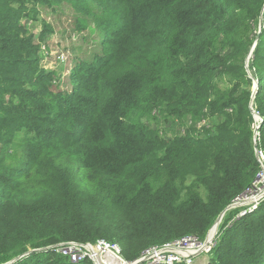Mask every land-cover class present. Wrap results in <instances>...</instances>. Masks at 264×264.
I'll list each match as a JSON object with an SVG mask.
<instances>
[{
  "label": "trees",
  "instance_id": "16d2710c",
  "mask_svg": "<svg viewBox=\"0 0 264 264\" xmlns=\"http://www.w3.org/2000/svg\"><path fill=\"white\" fill-rule=\"evenodd\" d=\"M104 1L115 11L95 0L106 10L103 55L57 96L54 72L39 67V46L20 24L27 2L0 0V155L30 134L20 166L0 158V264L31 251L14 264H70L49 252L67 242L117 240L133 260L150 246L204 238L256 179L264 46L248 63L259 80L252 104L246 35L264 0ZM224 75L234 80L222 89ZM155 113L193 126L162 136L143 123ZM250 216L236 224L246 222L234 259L264 264V218ZM224 241L213 251L220 258Z\"/></svg>",
  "mask_w": 264,
  "mask_h": 264
},
{
  "label": "rangeland",
  "instance_id": "374dc122",
  "mask_svg": "<svg viewBox=\"0 0 264 264\" xmlns=\"http://www.w3.org/2000/svg\"><path fill=\"white\" fill-rule=\"evenodd\" d=\"M25 1L27 2L28 11L30 12L28 13V16L20 21V24L25 28L29 35L34 36V41L39 46V67L45 72H54L55 74L51 81V90L54 94L62 92L60 95L58 93L57 96H66V93L72 88L71 83H73L74 79L77 80L78 78L76 77L80 74L81 77L86 75L88 70H90L91 65L94 66L96 57L103 55L101 38H103L104 32L98 28V22L106 18V10L100 8L95 0ZM101 2L105 4V7H109V13L115 11V8L112 5L105 3L104 0H101ZM263 31L264 9L261 13L260 19L250 24L248 35H246L249 38L252 35L254 36L252 49L247 57L246 71L255 85L259 80L255 77L253 78L248 63L251 60L256 66V57L263 55L262 51L258 48L261 41L263 43L262 46H264V37H262ZM82 64H86L87 66H81ZM233 80V75H224V78L219 80V88L225 89V84ZM137 116L138 115H136V119L138 118ZM188 122V120L182 121L177 118L167 117L160 113H155V116L152 114L143 119V123L147 127H150L153 131L166 137H172L174 134H179L182 128L191 127V125L193 126L192 121H190L191 124ZM259 122H261V120ZM198 123L196 125L198 130L204 128L203 122L199 125ZM208 123L209 122L207 121L206 127H208ZM190 132L191 134L195 133L193 129L190 130ZM256 133H259L257 129L255 130V134ZM28 135L30 134L27 132L19 133L15 136V141H13L12 144L4 147L5 153H2L0 158L7 154L6 163L8 166H20L23 163L24 158L28 153L27 148L24 146L25 139ZM196 136H198V133H196ZM198 139L199 141H202L204 140V137H198ZM263 204L254 213L250 214L252 216H248H257V218L263 219ZM230 207L231 209L228 211L225 209L224 211L226 212L220 214L217 221L210 229L212 231L217 223L218 226L216 229L219 233L217 237V246L220 245L218 244V241L221 242L222 238L223 240L226 239V241H224L225 249L221 251V258L215 254L210 256L203 255L200 257V259H203L202 263L210 264L211 261L220 259V262L216 260L217 264H243L241 262H236L234 258L238 256L239 250L236 246L238 242L236 235L237 233H245L244 225H246V222L236 225L242 218V215H240L241 208ZM229 229L231 231L233 229V231L227 234ZM238 230H240V232H238ZM209 233L210 232H208V234ZM112 242L121 245V242L117 240ZM10 262L12 261H9L8 263Z\"/></svg>",
  "mask_w": 264,
  "mask_h": 264
},
{
  "label": "built area",
  "instance_id": "2783aa9c",
  "mask_svg": "<svg viewBox=\"0 0 264 264\" xmlns=\"http://www.w3.org/2000/svg\"><path fill=\"white\" fill-rule=\"evenodd\" d=\"M203 125H206L205 121H203ZM259 140V135H257L255 137V153L259 171L256 179L253 185L231 205L234 208H241L242 218L254 213L264 203V152L259 147ZM218 234L217 231L216 235L211 237L209 233L204 238L192 235L153 246L133 260L124 256L119 244L105 240H98L95 243H62L50 247L49 252L62 256L70 264L85 262L92 264H208L202 263L203 259L200 257L213 254Z\"/></svg>",
  "mask_w": 264,
  "mask_h": 264
},
{
  "label": "water",
  "instance_id": "95a60500",
  "mask_svg": "<svg viewBox=\"0 0 264 264\" xmlns=\"http://www.w3.org/2000/svg\"><path fill=\"white\" fill-rule=\"evenodd\" d=\"M248 66H249V65H248ZM258 85H259V81H258V83H256V85L254 84V88H253V97H252V104H253L254 99H255V97H256V94H257V92H258ZM255 118H256V121H258V122L261 120V118H260L258 115H256ZM261 123H262V120H261V122H259V125H258V127H257V130L259 129ZM258 131H259V130H258ZM255 135L257 136L258 133H256ZM229 209H230V207L227 208V211H228ZM223 212L225 213L226 211H223ZM220 220H221V219H220ZM220 220H219V221H220ZM219 221H218V223H219ZM216 226H217V223H216ZM32 252H33V251L28 252L27 254L20 256V257L14 259L12 262H10V263H8V264H14V263H16L17 261L21 260L23 257L29 256Z\"/></svg>",
  "mask_w": 264,
  "mask_h": 264
},
{
  "label": "bare ground",
  "instance_id": "6f19581e",
  "mask_svg": "<svg viewBox=\"0 0 264 264\" xmlns=\"http://www.w3.org/2000/svg\"><path fill=\"white\" fill-rule=\"evenodd\" d=\"M218 226V225H217ZM217 226H215L213 229H212V231L210 232V235H211V237H213L214 235H216V233H217V229H216V227ZM214 232V233H213Z\"/></svg>",
  "mask_w": 264,
  "mask_h": 264
}]
</instances>
